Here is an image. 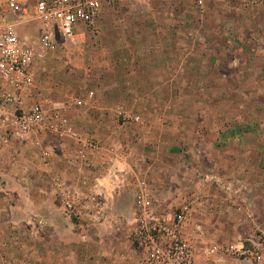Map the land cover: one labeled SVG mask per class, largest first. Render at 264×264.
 Listing matches in <instances>:
<instances>
[{
  "label": "crops",
  "instance_id": "0c3cea01",
  "mask_svg": "<svg viewBox=\"0 0 264 264\" xmlns=\"http://www.w3.org/2000/svg\"><path fill=\"white\" fill-rule=\"evenodd\" d=\"M153 2L122 0L104 5L98 32L105 36L111 21L129 18L132 23H126L129 27L123 28L125 31L136 33L143 25V31L152 27L149 31L154 34L153 41L134 37L127 38V43L121 40L114 64L105 65L127 66L138 72L131 69L123 75L100 77L96 91H89L83 98L77 96L82 104H71L75 109L69 110L79 129L115 146L122 155L104 151L92 153L83 161L75 154L74 142L61 141L52 134L40 139L41 145L51 151L48 160L42 158L34 139L0 148V167L13 163L15 155L26 166L16 172L6 169L5 176L33 178V188L27 189L26 195L0 194V264H16V260L26 259L27 252L39 264H87L91 243L101 249L93 255L107 264V242L102 230L108 227V252L112 253V244L120 243L128 223H133L129 231L134 225V194L139 177L157 190L164 209L186 210L183 235L197 243L199 264H255L209 256L206 250L213 243L243 242L250 226L245 211L264 225V122L235 117L232 100L218 105L217 93L202 85L212 77L206 80L195 75L196 63L187 60V54L196 47L182 44L178 38L182 30L178 26L172 27V32L170 26L154 28V23H163L168 14L154 10ZM139 3L146 5L145 10L133 9V4ZM121 6L127 10L121 12ZM24 25L27 23L18 24L20 34ZM143 31L141 35L149 34ZM89 34L85 31L76 36ZM120 105L141 115V132L125 131L139 123L119 120L115 109ZM143 129L147 133L143 134ZM19 150L32 151L37 158L28 154L20 158ZM57 174L81 190L83 174L94 182L98 200H80L81 218L65 210L52 181ZM14 196L18 199L12 200ZM86 227L99 228L101 238L90 236Z\"/></svg>",
  "mask_w": 264,
  "mask_h": 264
},
{
  "label": "built area",
  "instance_id": "2783aa9c",
  "mask_svg": "<svg viewBox=\"0 0 264 264\" xmlns=\"http://www.w3.org/2000/svg\"><path fill=\"white\" fill-rule=\"evenodd\" d=\"M120 1L0 0V148L34 139L42 158L48 160L51 151L41 145L40 139L52 134L61 141L74 142L75 154L83 161L92 153L104 151L122 155L115 146L106 145L103 140L80 130L65 107L58 103H43L30 95L36 87L37 61L78 33L95 32L104 5H115ZM234 1L244 6L264 3V0ZM34 20L41 24L37 38H23L18 24ZM71 104L81 105L82 101L73 98ZM115 113L123 122H142L141 115L122 105L115 109ZM52 181L65 210L74 218L83 215L80 204L83 197L91 202L98 200L95 184L86 174L80 180V187L84 190L71 186L59 174L54 175ZM134 205L136 219L130 237L132 243L144 252L145 264H199L196 260L197 243L183 235L187 219L185 209H164L160 194L141 177L136 180ZM245 214L250 222L245 240L213 243L207 247V255L264 264V225L250 211Z\"/></svg>",
  "mask_w": 264,
  "mask_h": 264
},
{
  "label": "rangeland",
  "instance_id": "374dc122",
  "mask_svg": "<svg viewBox=\"0 0 264 264\" xmlns=\"http://www.w3.org/2000/svg\"><path fill=\"white\" fill-rule=\"evenodd\" d=\"M133 5V9L136 10L146 8V5L142 3ZM151 6L154 10H162L168 14L163 23L161 20H155L157 24L154 23V28L170 26L172 32V27L178 26L182 30L178 37L182 44L186 48L196 47L194 51L187 54V60L190 59L189 61L196 63L197 69L193 71L195 75L205 77L206 80L209 76L212 77L210 82H204L202 85L217 93L218 105H225L226 101L232 100L235 117H245L258 123L264 122V3L257 6H244L233 0H203L202 4L199 0H155ZM125 10L127 8L120 9L121 12ZM130 22L132 23L129 18L116 23L111 21L105 36L103 32L97 31L99 29L97 27L95 32L89 31V36H76L61 43L56 51L41 57L35 65L37 82L30 93L32 98L46 104L58 103L65 107L69 117L73 118L69 110L75 109V106H71V100L77 96L83 98L89 91L95 92L100 77L123 75L129 73L131 69L138 72L136 68L127 66L105 65L114 64V56L118 57L120 54L117 49L120 48L121 40L125 41L127 38L134 37L133 39L136 40L144 38V40L152 39L153 41L154 34L150 33L152 27L148 26L143 31V25L142 28L136 29V33L134 31L131 33L123 29L129 27L126 23L130 24ZM40 26L37 20L28 22L22 27L21 34L30 40H35ZM142 31L149 34L141 35ZM172 55L176 58V54ZM187 71L192 73L189 68ZM240 112H247V114L242 116L236 114ZM143 126L144 124L140 122L126 128L125 131L130 134L134 131L133 129L140 131L144 128ZM142 133L147 132L143 129ZM20 151L23 150L18 152L20 158L26 154L31 158L36 156L32 151L25 153ZM15 156L13 163H9L6 168L0 167V194L15 192L26 195L25 191L33 188L31 177L23 179L4 175L6 169L14 172L25 170L26 166L17 158V155ZM16 199L18 197L14 196L12 200ZM19 202L23 206L24 201ZM132 224V222L128 223V230H124L126 234L120 243L112 244V253L108 252L110 247L108 227L102 230L107 242L105 244L107 264L109 262L145 264L144 252L132 243L129 236ZM85 231L86 233L91 231L90 236L95 235L101 238L99 235L101 230L97 227L94 229L86 227ZM88 250L92 254L87 264L104 263L101 260L99 262L93 255V252L94 254H98L97 251L101 252L96 243L89 244ZM26 256V259L16 260V264H39L34 261L32 253L27 252Z\"/></svg>",
  "mask_w": 264,
  "mask_h": 264
}]
</instances>
